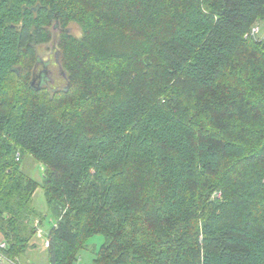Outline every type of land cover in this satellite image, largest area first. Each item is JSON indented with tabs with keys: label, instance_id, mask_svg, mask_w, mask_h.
<instances>
[{
	"label": "trees",
	"instance_id": "16d2710c",
	"mask_svg": "<svg viewBox=\"0 0 264 264\" xmlns=\"http://www.w3.org/2000/svg\"><path fill=\"white\" fill-rule=\"evenodd\" d=\"M262 22L264 0H0L6 259L23 264L50 218L48 264H73L95 235L93 264H264V38L249 35ZM55 28L63 95L88 63L119 68L86 115L57 116L59 91L31 84ZM236 99L254 114L232 116Z\"/></svg>",
	"mask_w": 264,
	"mask_h": 264
},
{
	"label": "rangeland",
	"instance_id": "374dc122",
	"mask_svg": "<svg viewBox=\"0 0 264 264\" xmlns=\"http://www.w3.org/2000/svg\"><path fill=\"white\" fill-rule=\"evenodd\" d=\"M257 27L259 30L256 34L252 36L254 41H260L264 38V22L256 23L253 28ZM69 34L75 38L79 37L81 31L79 27L74 22L68 23ZM54 33L53 40L44 45L37 48V57L38 63L34 72V85H40L41 87H47L49 91H59L56 96H54L55 100L53 104H55V112L56 115H71V116H81L89 113L94 107V100L97 92L111 86V83H115L116 81V63L113 61L93 64H86L80 72V75L77 77V80L74 82L72 88L65 95L62 94V90L66 89L67 79L66 75L60 68V52L57 48V29H53ZM88 70V72L86 71ZM232 79L229 80V82ZM22 94L25 93V87L20 88ZM105 90V89H104ZM46 92L47 89H45ZM45 92V93H46ZM44 93V92H43ZM43 93H40V98L44 100L45 97ZM49 93V92H48ZM53 98L52 94L49 93ZM235 99L232 95L231 99ZM235 103V104H234ZM234 110H230L229 113L232 114L236 119L244 120V117L252 116L254 113L252 109L241 108L240 101L236 99L234 102ZM187 104H190L189 101ZM204 105L202 104L201 108ZM183 109V108H181ZM245 112V113H244ZM207 113V116L212 114L201 111L199 109V116L202 117ZM223 112H221L222 114ZM220 114V116H221ZM214 116V115H213ZM230 119V120H236ZM20 166L22 172L37 182L38 186L41 184L42 173L44 170V166L34 160L29 155H24L21 159ZM210 200H222L221 191H212L210 194ZM260 198H264V195L260 196ZM32 205L35 209L42 215L46 214V204L45 199L40 187H38L32 198ZM53 226V221L50 218L45 219L38 227V230L41 234H37L36 239L34 238V248H30L29 251L21 258L20 262L23 264H48L47 254L45 251V240ZM104 243V238L101 235H95L89 238L86 242V248L81 249L77 255L76 260L73 264H93L95 259V255L99 251L101 245ZM1 264H9L4 261Z\"/></svg>",
	"mask_w": 264,
	"mask_h": 264
},
{
	"label": "built area",
	"instance_id": "2783aa9c",
	"mask_svg": "<svg viewBox=\"0 0 264 264\" xmlns=\"http://www.w3.org/2000/svg\"><path fill=\"white\" fill-rule=\"evenodd\" d=\"M258 30H259V29H258L257 27L252 28L251 31H250V33H249V35L252 37L254 34H256V33L258 32ZM38 233L41 234V233L39 232V230L37 231V234H38ZM44 246H45V247L48 246V242H47V240H45ZM5 248H6L5 243L0 242V264H1L2 262H4V261L8 262L9 264H15L14 262H12V261L6 259V257L2 254V251H3Z\"/></svg>",
	"mask_w": 264,
	"mask_h": 264
},
{
	"label": "water",
	"instance_id": "95a60500",
	"mask_svg": "<svg viewBox=\"0 0 264 264\" xmlns=\"http://www.w3.org/2000/svg\"><path fill=\"white\" fill-rule=\"evenodd\" d=\"M31 84H34V79L32 80ZM37 87H41L40 85H37Z\"/></svg>",
	"mask_w": 264,
	"mask_h": 264
},
{
	"label": "crops",
	"instance_id": "0c3cea01",
	"mask_svg": "<svg viewBox=\"0 0 264 264\" xmlns=\"http://www.w3.org/2000/svg\"><path fill=\"white\" fill-rule=\"evenodd\" d=\"M0 241H1V235H0Z\"/></svg>",
	"mask_w": 264,
	"mask_h": 264
}]
</instances>
